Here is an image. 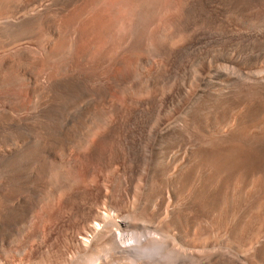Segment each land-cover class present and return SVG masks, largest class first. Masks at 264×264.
<instances>
[{"label":"bare ground","instance_id":"1","mask_svg":"<svg viewBox=\"0 0 264 264\" xmlns=\"http://www.w3.org/2000/svg\"><path fill=\"white\" fill-rule=\"evenodd\" d=\"M26 1L0 0V97H7L0 106V129H11L0 136V145L14 146L0 152V264H25L24 257L34 250L50 248L51 237L63 228L62 214L71 209L67 204L87 189L92 196L76 210L79 224L64 238L67 252L54 263L49 262L50 251L40 252L36 264H264V239L247 236L239 242L237 230L231 239L251 247L252 254L241 256L226 244L205 248L196 243L211 233L202 223L218 209L222 192L239 171L247 181L264 169V126L250 132L264 125V0H215L226 7L220 18L211 20L214 34L191 33L194 42L179 46L170 39L180 25L175 15L184 0ZM184 8L190 19L204 12L196 5ZM164 12L171 16L164 18ZM7 14L13 18H5ZM85 15L91 17L84 23ZM80 21L74 39V25ZM151 25L153 44L147 32ZM29 38L38 45L28 47ZM126 40L131 42L127 51L110 60ZM211 43L216 45L204 51ZM162 54L173 64L190 55L201 72L144 76L141 67ZM106 64L114 70L104 69ZM24 70L31 81L22 76ZM130 82L141 88L177 87L181 97L167 103L166 110L171 114L180 107V114L147 132L145 141L153 148L117 136L116 130L125 133L132 128L129 124L158 121L162 101L150 100L152 111L139 110L132 123L112 128L101 138L103 156L86 164L82 150L91 137L110 128L113 115L123 116L120 96L131 91ZM28 90L39 98L31 105ZM83 96L95 100L66 120L64 111ZM244 106L231 129L237 110ZM30 107L37 112L33 124L25 116ZM240 146L249 152V163H254L250 168L232 164ZM69 147L77 152H67ZM50 152L55 159L50 160ZM136 159H141L143 170H135ZM222 173L226 178L221 188L203 201ZM96 177L101 179L99 187ZM199 180L193 198L187 196L192 182ZM72 191L74 198H66ZM258 203L255 200L252 207Z\"/></svg>","mask_w":264,"mask_h":264},{"label":"rangeland","instance_id":"2","mask_svg":"<svg viewBox=\"0 0 264 264\" xmlns=\"http://www.w3.org/2000/svg\"><path fill=\"white\" fill-rule=\"evenodd\" d=\"M29 1L30 0H27L26 2H29ZM41 1H42L41 3L44 4V3L48 2L49 0H41ZM184 4H187V7H189L191 5H196L202 11L204 10V12L200 13L201 16H199V14H196L197 16H194L193 19H190L191 17L188 18L186 13H185ZM179 6H181V7H179ZM179 6H178V9H177V12H176V15H175L177 20L178 21L180 20L179 21L180 25L178 27L179 31L176 29L177 31L173 35L174 40H173V37H172V39H170V43L172 45H175V46H179V45H183V44H186L188 42H191L190 40L194 39V38H192V34H197L199 36L202 35V34H211V35L214 34L215 28H214L213 22L215 21L216 18H220V15H223L224 9L226 7V5L224 3L219 2V1H215V0H191V1L190 0L189 1L188 0H184L182 2V4L179 5ZM166 14H167V12L166 13L164 12V15H165L164 18L165 17L169 18L171 16V12H168V14H167L168 17L166 16ZM214 14H215V16H213ZM11 15L12 14H7L6 15L7 17H5V18H11ZM88 15H90V14H88ZM88 17L90 18L91 16H87V18H86V15H85L83 17L82 21H84V23H85L89 19ZM208 17H210V18H208ZM12 18H13V15H12ZM189 19H190V21H188ZM206 20H207V22H206ZM82 21H80L81 23L77 22L74 25V30L76 29L75 31L77 32V34H75V36H73L74 39L78 35V31L80 30V28L82 26L81 24H83ZM205 22H206V24H205ZM199 25H201V26L199 27ZM202 26H203V28H202ZM149 29H150V31H149ZM209 29H210V31H209ZM200 30H202V32ZM147 32H150V34L152 36L151 37V41H152V44H153V32H155V26H153V25L149 26V28L147 29ZM187 32H189V33H187ZM187 35H189V36H187ZM26 40H25V42H26V45L28 47L29 46H32V47L35 46L36 47L38 45V43H36V42H38L37 39L34 40V38H29V39H26ZM194 40H193V42H194ZM126 41H129V42H125L121 47H119V49H118V51H116V53H111L109 55L110 57L108 56L110 60H113V59H116L117 57L122 56L125 53V51H127V49L130 46L131 42H130V40H126ZM197 41L198 40H196L195 42H197ZM218 44H220V43H218ZM218 44H217V47H220L222 45V44H220V45H218ZM44 45L48 46V43H46V44L44 43ZM215 45L216 44H213V43L207 45L206 47H204V51L207 50V49H211ZM115 54H116V56H115ZM163 55L164 54L159 55L160 57H162V59L159 56L155 57V59H153V57H152L149 60V63H148L149 65L145 64L143 66L144 68L141 67V72L144 74V76L152 75L153 73H156V72H165V73L168 72V73H170L172 71H176L177 73L182 74L185 71L194 72L195 69H196L195 72L196 71L197 72H201V68H199L200 65H198L197 62H194L193 58L190 55H187L186 58L184 57L185 59H183L181 62H178L177 64H173L171 62L169 63V61L166 58V56L165 55L163 56ZM195 65L196 66L198 65V67H196ZM109 66H110L109 64H106L104 66L105 67L104 69H107ZM194 66H195V68H193ZM109 68H111L112 71L114 70L112 67H109ZM21 74H22V76L27 77L29 81H31L32 75H30L27 71L24 70V71L21 72ZM172 83H174V82H172ZM128 85H130V87ZM127 86L130 88L131 91H129L128 94L124 93L125 95L121 94V96H120V98L123 97L122 98V104H123V107H124L123 109L125 110V111L124 110L122 111L123 116L120 115V114L115 115V116L113 115L111 117L112 124H110V126H109L110 128H108V126H106L108 129L106 127H104L103 128V129H105L104 131H102V130L99 131L100 132L99 134L102 135V136L96 135V136H93V137L90 138L89 145L86 146V149L84 148L82 150V152H81L83 157L86 159L85 160L86 164L90 165V164H93L94 162L96 163V161H95L96 158H99V157L103 156L104 152H103V148L101 147V144H102L101 143V138L103 136H105L108 132L109 133L107 135H109L111 131H114L113 130L114 128L117 129L116 126H118V128L120 129V124L122 122L125 123V125H128L129 123H132L133 122L132 121L133 120L132 119V115H134L137 111L143 110V109H147L148 111H150V110L152 111L153 106L151 107V103H150L151 101H152V103H159L160 101H162V104H163L162 107L163 108H162L161 112L158 115V121H155V120L153 121V120L148 119L147 121H145V123L143 122V123H140V124H138V123L135 124L134 125L135 127L133 126V123H132V124H129L132 127V128H128L129 131H125V133H124L123 130L120 129L118 131V129H117L116 130V132H117L116 135L117 136L120 135V134H121L120 136L125 135V137H127L129 139V141L131 143L133 142L135 145L141 143V144H144L143 147L147 146L146 148H150V147L153 148L147 142L148 141L147 137H146L147 132L150 131L151 128L157 127L159 124L160 125L168 124L169 122L174 121L178 117V115L180 114V107L179 108L178 107L175 108V110L171 114H168V112L166 110L167 103H170L172 99H177V98L181 97V95L177 91L178 88L173 86L172 84H169L168 86H164L163 84H151V85H149L146 88H141L139 86H137V87L134 86L130 82V83L127 84ZM27 93L29 94L28 96H27ZM25 95L27 96L26 97L27 100H29V101L31 100V102H29V105H31L32 103L37 102L38 99H39L38 97H35V96L31 95L29 90H28V92L27 91L25 92ZM6 98H7L6 96L0 97V106L3 105V102L6 101L5 100ZM94 100H95V97H84V96L80 97L78 100L74 101L73 103H71L67 107V109L64 111V116H65L64 118L66 120L67 119L69 120V118L71 116H73L75 114V112H77L78 110L83 109V107H85V105L86 106L89 105ZM157 100H158V102H157ZM114 103H115V100H113V103L111 104V106H113ZM44 106L45 105H42L40 108H43ZM145 107H147V108H145ZM108 108H109V106H108ZM126 109H128V110H126ZM245 109H246V107L244 106V107H241V108H239L237 110V112H236L237 119H236V121L232 122L233 124L231 123V127H232L231 129L235 128V126L237 125L239 117L244 113ZM33 110L34 109L32 107H30L27 110L28 112L25 111L26 112L25 116H26V118H28L27 122H29V123L32 122V124L34 123L33 120H35V113L37 114V112H35L36 109L34 111ZM131 110H132V114L130 115ZM127 113H128V115H126ZM125 116H127L129 118H127ZM124 117H125V119H127V122H126V120H124ZM129 119H130V121H129ZM244 122H246V120H244ZM20 125L21 124H19V126ZM263 126H264L263 124H260L258 127H253L250 130V132L251 133H258L260 130L263 129ZM126 127H128V126H126ZM259 127H260V129H259ZM8 130L11 131V129H6L5 130L2 127L0 129V136L3 135L5 133V131H8ZM1 131L3 133H1ZM10 131H8V132H10ZM126 132H128V133L126 134ZM132 132L135 133L134 134L135 136L132 135L133 134ZM97 136H99V137H97ZM145 140H147V141H145ZM24 141H20V142H18V144L20 146H22V144H24ZM94 147L96 148V151H98V152H95V148ZM189 147H190V145H189ZM242 147H246V146L242 145ZM13 148H14V146L11 143H9V144H1L0 145V152L5 151V150H9V149L13 150ZM68 150H67V152H73V153L77 152V148L76 147L75 148L74 147H69ZM172 152L178 153L179 150L178 149H174ZM234 153H236V155H235V161L232 163L233 165L234 164L238 165L239 162H240V166H243L245 168L246 167L250 168L251 165L254 164V163L253 164L249 163V160L247 158L248 155H249L248 154L249 152L247 153V150H243L242 151L241 146L239 148V151L234 152ZM49 155H50V160L51 159L52 160L55 159V155H54L53 152L52 153L50 152ZM239 159H240V161H239ZM245 159H247V160H245ZM57 162H59L58 159H57ZM33 166H34V163L31 165V167H33ZM133 166H134V168L136 166L135 170H143L144 167H145V166H143V164L141 162V159H136L134 161V163H133ZM122 167L123 166H122V163H121V165L117 166V170L121 171ZM243 167H242V169H243ZM108 170H107V172H108ZM258 172H260V173H258ZM258 172H256L254 175L250 176V178L246 181V180H244V178H242L243 177L242 171H239V173H238L239 177L236 176L235 180L232 179L233 181L232 180L230 181L229 189L225 190L227 192H225V191L222 192L223 194L221 196V200H219V204H218V207H217L218 209H216V210L214 209L211 212V215L207 219H205V221L202 223V226L206 225V227H208V228L210 226L211 233L201 236L200 239L196 240L197 244L204 243L205 244V248L206 247L208 248L209 246H212V244H226V245H229L231 247L236 248V250L238 251V253L241 256L249 255V254L253 253V252H250L251 251V247H248V246L246 247V246H243L241 244L239 246V245L235 244V242H233V240L231 239V234H232L233 231L237 230V233H239V236H240V238L238 239L239 242L244 241L247 238V236H248L247 239H249V240L257 241V240H263L264 239V169L261 170V171H258ZM96 173L98 175L100 172L97 171ZM205 173L207 175H210L211 171L207 170V171H205ZM98 178L97 177L95 178L94 184L95 185L97 184L96 186L99 187L100 184H101V179H100V177H98ZM225 178H226V174L225 173L220 174L216 178L215 183L214 184L211 183L209 188L205 191V193L203 195V198H201V199L203 201H207L208 199L214 197L213 196L214 193L217 192L221 188L220 186L222 185L223 179H225ZM192 184L193 185H191L188 188L189 191L187 190V192H186L187 196L190 195L191 198H193V196H194L195 189H198L201 186L202 181L201 180L194 181V183L192 182ZM261 190H263V191H261ZM88 192H89V190L87 189L85 192L80 194L75 200L72 199L73 202H69L67 204V206H69V208H71V209H68L67 211L65 210V212L62 214V219H63L64 225H63V228L60 227V229L58 230L57 234L54 233L53 236L51 237L52 246L50 248H46V247L42 246V248L40 250H34L33 255L31 257H27V256L24 257V263L25 264H36L35 260L37 258V255L40 254V252L50 251L49 252L50 258H51L49 260L50 263H54V260H56L57 256L60 255V253H66L67 252L66 249H65L66 245H65V242H64V238L68 237V235L70 234L69 230H71L72 228H75L76 226H78L79 220L76 217V214H77L76 210L78 208L83 207L84 205H87L86 204L87 200H89L90 197L92 196ZM65 196H66V198H74L75 192L72 191L70 193H67ZM219 199H220V195H219ZM255 200H258L259 203L257 205H255L254 207H252L254 202H255ZM246 225H247V227H246ZM191 249H193V248H191ZM197 249H199V247H197ZM48 263H45V264H48Z\"/></svg>","mask_w":264,"mask_h":264}]
</instances>
